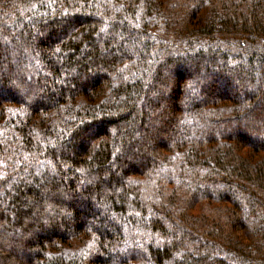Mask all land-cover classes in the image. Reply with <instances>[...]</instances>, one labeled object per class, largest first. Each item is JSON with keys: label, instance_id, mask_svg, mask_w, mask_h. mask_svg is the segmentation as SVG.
<instances>
[{"label": "trees", "instance_id": "1", "mask_svg": "<svg viewBox=\"0 0 264 264\" xmlns=\"http://www.w3.org/2000/svg\"><path fill=\"white\" fill-rule=\"evenodd\" d=\"M3 59L0 264H264V0H0Z\"/></svg>", "mask_w": 264, "mask_h": 264}, {"label": "rangeland", "instance_id": "2", "mask_svg": "<svg viewBox=\"0 0 264 264\" xmlns=\"http://www.w3.org/2000/svg\"><path fill=\"white\" fill-rule=\"evenodd\" d=\"M43 34L45 33L44 31L42 32ZM58 52H60V49H56V48H54L53 49V51H52V55L53 56H56L57 54H58ZM197 64H198V67H199V65H200V67L202 66V64H204L205 62H196ZM77 64V61H75V62H72L71 64H69L68 66H66V69H64V73L66 72V73H73V69H74V67H75V65ZM5 66V60L3 59L1 62H0V81H3V79L7 82V83H11L10 85H11V87H13V88H15V90L17 89V90H19V92L21 93H17L18 95L17 96H19V95H22V96H20V97H22V99L23 100H25V101H29L30 99L29 98H31V94L29 95V96H25V95H23V93H27L25 90H23L22 88L23 87H20V86H17L16 85V82L15 81H12V77L11 76H7V77H5V75L3 74V73H1V70H2V68ZM194 67H196V64H194ZM211 69H209L208 71H210ZM214 70H217L216 68H214ZM218 70H220V67L218 66ZM194 71V68H189V69H186L185 70V73H187V75H189V74H191L192 72ZM206 73V72H205ZM211 73V72H210ZM210 73H207V74H205V76H209L210 75ZM228 75H230V74H232L230 71H227L226 72ZM203 74H204V71H203ZM63 75H65V74H63ZM246 75V77H247V75H248V73H246L245 74ZM261 76H262V83H264V75L263 74H260ZM68 76V75H67ZM248 78V77H247ZM81 81H85L84 79H82ZM1 83V82H0ZM238 83H240V82H238ZM237 83V80H235L234 79V77H233V75H232V79L230 78L229 79V84H228V86L226 87V89H234V88H240L239 86V84ZM262 85H264V84H259V88H260V94H262V93H264V86H262ZM25 86V85H24ZM220 87H222V84H220ZM246 91H248V93H250V95H257L256 96V98L258 99V98H260L261 97V95H259L258 93H257V90H252V89H246ZM28 94V93H27ZM186 96L187 97H196L197 96V92L196 91H192L191 90V92L190 91H188L187 92V94H186ZM128 98H125L123 101V107L122 108H126V106L127 105H130L131 104V101H128L127 100ZM259 100V99H258ZM161 108H159L158 110L156 109V110H154V112H152V115L155 113V114H157V113H160V112H162V111H164L165 109H163L165 106H167V104H168V100H161ZM134 104H136V103H134ZM163 109V110H162ZM137 110L139 111L140 110V108L139 107H137ZM152 119H153V117L151 116L150 118H147L146 119V123H147V125H149L150 123H151V121H152ZM240 123V122H239ZM126 124H128V123H124V122H122V124H120V127H122V126H125ZM163 126H164V128H165V125H167V123H166V121L165 122H162L161 123ZM255 124H257V126H256V128L254 127V125H250V124H248V123H243V124H241V127H243V128H241L242 130H243V132H245L246 133V135H249V136H251V137H253V138H255V139H258V138H260V139H262V140H264V132H263V129L262 128H258V122L257 123H255ZM130 125H132V124H130ZM133 126V125H132ZM235 124L234 123H230L229 125H228V128L226 129V133H228L229 131L230 132H236V129H235ZM224 132V133H225ZM133 142L134 143H142V144H144V145H146L147 147L149 146V138L146 136V137H139L138 135H137V133H135V132H133ZM71 150V149H70ZM59 191L60 192H62V194H63V188H60L59 189ZM77 201H78V203H80L81 205H82V203H81V201H79V199H76ZM80 205V206H81ZM66 209V208H65ZM62 211H64V210H62ZM14 211H9V213H13ZM96 213H98V212H96ZM106 214H108L107 213V211H105L104 209H102V208H100V216H104V215H106ZM48 218H51L50 216H45V215H40V220H42L43 222H44V226H48L47 225V220L46 219H48ZM52 222H53V224L52 225H55V226H57V227H59V228H63L64 227V219H62V218H59V215L58 216H54V218H52ZM49 229V228H48ZM9 236H10V233H9ZM12 237H14L15 239H13L12 241H9L8 242V244L7 245H5V246H9L7 249L9 250V249H12V250H15L16 252H21V250L23 249V248H25V247H27V246H29V244L31 243V242H33L34 241V235H33V233H31V234H28L27 236L26 235H24V234H21V235H18L17 233H13L12 235H11ZM145 236V234H143V237ZM146 237V236H145ZM16 238H18V239H16ZM135 241H137V240H135ZM121 242V241H120ZM124 242V241H123ZM142 263V262H141Z\"/></svg>", "mask_w": 264, "mask_h": 264}]
</instances>
